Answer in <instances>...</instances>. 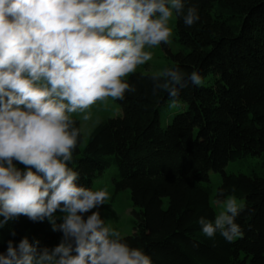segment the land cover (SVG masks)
<instances>
[{"label":"trees","instance_id":"obj_1","mask_svg":"<svg viewBox=\"0 0 264 264\" xmlns=\"http://www.w3.org/2000/svg\"><path fill=\"white\" fill-rule=\"evenodd\" d=\"M184 4L185 10L198 9L200 19L189 27L175 15L177 41L186 50L170 54L165 68H179L185 77L195 70L203 83L180 91L185 107L162 128L159 109L171 100L168 93H153L152 73L125 77L135 93L115 100L120 114L99 123L84 148L72 116L80 135L68 166L79 173L78 186L90 189L94 179L115 168L114 191L128 189L138 208L134 231L122 238L152 264H264V0ZM250 157L257 162L246 173L224 171L228 162ZM210 171L220 173L215 201L243 199L236 219L242 235L230 243L219 233L207 238L198 223L200 217L215 219ZM27 220L21 216L0 228V252L9 240L18 244L25 236L52 249L63 236L49 221L26 235Z\"/></svg>","mask_w":264,"mask_h":264},{"label":"clouds","instance_id":"obj_2","mask_svg":"<svg viewBox=\"0 0 264 264\" xmlns=\"http://www.w3.org/2000/svg\"><path fill=\"white\" fill-rule=\"evenodd\" d=\"M174 13L189 27L200 19L184 0H0V228L24 216L63 233L52 249L27 236L9 240L0 264H152L92 211L109 199L107 189L78 186L68 166L80 135L71 114L135 93L124 78L152 59L146 47L170 42ZM151 79L171 107L189 83H203L199 72L185 77L179 68ZM217 202L223 210L215 219L198 223L207 238L219 233L230 243L242 235L236 219L244 204L235 196Z\"/></svg>","mask_w":264,"mask_h":264},{"label":"rangeland","instance_id":"obj_3","mask_svg":"<svg viewBox=\"0 0 264 264\" xmlns=\"http://www.w3.org/2000/svg\"><path fill=\"white\" fill-rule=\"evenodd\" d=\"M215 12H218V10H215ZM169 27L172 30L170 42L166 45L161 44L152 48L146 47L145 50L152 53V59L146 62L144 65L138 66L136 72L152 74L160 73L172 62L170 54H174L185 49V47L177 41L175 14H173V17L169 21ZM184 107V102L181 101H178L177 107H171V100H167L163 105H161L159 109L160 126L164 128L168 124V122H170L173 115L182 111ZM85 114L89 115V119H83V116ZM119 114V106L117 105L115 100L110 97L106 101H97L94 105L91 106L90 109H88L87 113L77 112L71 114V116L76 117L79 121V128L81 132L80 148H84L90 133L99 123ZM253 162H257V158L250 157L244 161L228 162L224 166V171L227 173H246L248 170V164ZM114 171L115 168L110 167L103 173L102 176L93 180L91 190L97 191L106 188L109 193V199L105 202L104 205L100 206L98 209H93L92 211H99L101 218L105 222V225L119 231L121 237H124L126 235H130L136 227L137 219L134 211H137L138 208L133 206L130 191L128 189L119 192L114 191L111 181V175L112 173H114ZM208 175L212 189L210 204L212 205L216 216L220 213V211L223 210V204L215 201L213 197L216 186L220 181V173L210 171ZM237 201L243 202V199H237ZM89 214L91 215V212H89ZM63 215L64 214L58 210L54 214V219L63 218ZM44 221L48 220L46 219ZM43 222H32L28 219L24 227L22 228V231L24 234L30 235L32 234L34 228ZM61 239L62 237L59 239L57 245L60 243Z\"/></svg>","mask_w":264,"mask_h":264}]
</instances>
